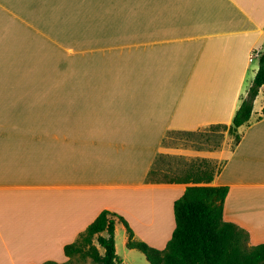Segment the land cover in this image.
<instances>
[{
  "label": "crops",
  "instance_id": "0c3cea01",
  "mask_svg": "<svg viewBox=\"0 0 264 264\" xmlns=\"http://www.w3.org/2000/svg\"><path fill=\"white\" fill-rule=\"evenodd\" d=\"M262 50L264 0H0V142L19 143L0 148V264L66 263L102 210L165 246L187 184L148 180L154 160L172 134L230 125ZM263 102L260 88L236 145L200 153L222 163L211 184L250 244L264 242Z\"/></svg>",
  "mask_w": 264,
  "mask_h": 264
},
{
  "label": "trees",
  "instance_id": "16d2710c",
  "mask_svg": "<svg viewBox=\"0 0 264 264\" xmlns=\"http://www.w3.org/2000/svg\"><path fill=\"white\" fill-rule=\"evenodd\" d=\"M257 57L258 69L230 125L208 127L226 130L233 138L231 147L240 140L238 128L248 122L260 88L264 94V50L259 51ZM263 116L264 102L259 117ZM220 146L219 142L209 150ZM160 155L154 160L148 180L187 184L183 194L173 203L175 226L165 246L158 249L134 239L131 228L122 216L102 210L73 242L63 246L64 255L69 257L66 263L79 256L88 257L95 264H122L114 240L118 220L127 232L126 246L141 251L149 264H264V242L250 244L245 228L223 218V203L228 188L211 184L222 163L216 164V161L202 157L189 162L182 172L164 177L157 175L155 169ZM42 264L60 263L46 261Z\"/></svg>",
  "mask_w": 264,
  "mask_h": 264
},
{
  "label": "rangeland",
  "instance_id": "374dc122",
  "mask_svg": "<svg viewBox=\"0 0 264 264\" xmlns=\"http://www.w3.org/2000/svg\"><path fill=\"white\" fill-rule=\"evenodd\" d=\"M255 57L257 59L256 63L258 65V57L257 56ZM259 102L260 100L257 101V103ZM10 120L12 119L8 117L7 122H9ZM12 126L13 125L11 126L8 125L6 127L8 129L7 130L8 133H14L15 127ZM23 128L24 127L18 126L17 132L21 133ZM226 136L230 137V145H232V141H233L232 136H229L227 131L222 130L221 128L209 129L208 127H205L189 136L185 134H172L164 142L166 149L163 151L165 152L167 151V153L162 152L164 155L160 156L157 166H155V169L156 171L157 170L159 171L157 173L165 172L166 174L164 175L166 177L174 176V174H178L179 172H182L189 162L199 160L200 158L204 157L200 155L201 152L207 151L208 149H210V147H212L213 145L219 142L222 144ZM17 144L19 143L13 140L7 142L1 141L0 148H2V146H5L3 148H6V146L7 147L10 146L8 148H14ZM218 163L220 162L216 161V164ZM124 228L125 227L122 223H117V230H115L114 232L115 249L117 255L120 256L122 259L123 258L126 259V264H149L141 251L137 249H129L126 246L124 240L125 239ZM170 237H168V239ZM133 238L136 240H140V238H137L136 236H133ZM163 247L164 246H162L161 248ZM65 264H95V263H93L92 260L88 257L82 258L79 256H75L73 259H71L68 263Z\"/></svg>",
  "mask_w": 264,
  "mask_h": 264
}]
</instances>
